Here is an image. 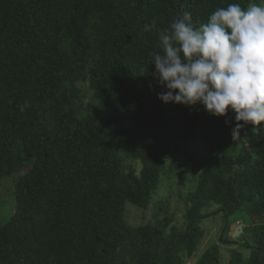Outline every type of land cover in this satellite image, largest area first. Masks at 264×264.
Returning a JSON list of instances; mask_svg holds the SVG:
<instances>
[{
	"label": "trees",
	"instance_id": "obj_1",
	"mask_svg": "<svg viewBox=\"0 0 264 264\" xmlns=\"http://www.w3.org/2000/svg\"><path fill=\"white\" fill-rule=\"evenodd\" d=\"M256 1L0 0V181L16 182L0 264H185L218 212L229 245L245 218L247 254L232 249L228 264H264V135L249 124L233 140L232 112L162 102L153 62L183 12L199 26ZM189 162L181 226L155 196ZM194 264H222L217 244Z\"/></svg>",
	"mask_w": 264,
	"mask_h": 264
},
{
	"label": "clouds",
	"instance_id": "obj_2",
	"mask_svg": "<svg viewBox=\"0 0 264 264\" xmlns=\"http://www.w3.org/2000/svg\"><path fill=\"white\" fill-rule=\"evenodd\" d=\"M154 28L144 25L145 31ZM159 41L155 76L166 89L159 100L200 103L216 117L232 112L233 140L249 124L253 135H264V0L218 7L199 26L185 11L159 32Z\"/></svg>",
	"mask_w": 264,
	"mask_h": 264
},
{
	"label": "rangeland",
	"instance_id": "obj_3",
	"mask_svg": "<svg viewBox=\"0 0 264 264\" xmlns=\"http://www.w3.org/2000/svg\"><path fill=\"white\" fill-rule=\"evenodd\" d=\"M256 2L259 3L260 0ZM167 161L171 162L169 158L167 159ZM182 172L183 173L180 174V177L176 176L175 178H173V180H170V182L164 179L161 186L159 187V194L155 196L156 202L162 199L161 201H163L166 205L165 208L168 209V214L174 215V222L177 225L181 226H183V213L185 206L183 197L186 196V194H188L190 190L194 189L196 180V174H194L192 164L190 162L186 166H184ZM15 184L16 182L14 178H8L0 181V225H3L6 222L7 218L14 212L13 191L15 189ZM153 211L154 208L152 210V207H150L148 211L139 213L138 211L131 208L130 210H128L129 218L131 220L130 223L136 224L142 221V218L144 217V222L149 219H153ZM158 213H160L158 215V218H162L165 215V213L163 212ZM236 217H238L239 220L234 224L231 223L229 225L228 239L236 241L237 245H229L228 243L225 244L220 242L223 219L221 213H215L214 215L201 222V228L204 231V235L200 241L198 250L195 251V254L192 257L186 260L185 264H194L196 259L212 244H217V246L219 247L222 264H228L230 252L234 248H240L246 255L247 249L241 246L242 240L239 237V235L243 232L244 216L237 215ZM237 227H241L242 231L236 236L235 230L237 229ZM239 242L240 245L238 246Z\"/></svg>",
	"mask_w": 264,
	"mask_h": 264
},
{
	"label": "water",
	"instance_id": "obj_4",
	"mask_svg": "<svg viewBox=\"0 0 264 264\" xmlns=\"http://www.w3.org/2000/svg\"><path fill=\"white\" fill-rule=\"evenodd\" d=\"M241 231H242V228L237 227V229L235 230V235L237 236Z\"/></svg>",
	"mask_w": 264,
	"mask_h": 264
}]
</instances>
